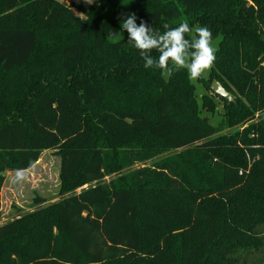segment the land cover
I'll use <instances>...</instances> for the list:
<instances>
[{"label":"trees","instance_id":"1","mask_svg":"<svg viewBox=\"0 0 264 264\" xmlns=\"http://www.w3.org/2000/svg\"><path fill=\"white\" fill-rule=\"evenodd\" d=\"M130 13L220 37L199 81L234 101L145 69L109 35ZM44 150L61 197L0 224V264H264V0H0V220L6 173Z\"/></svg>","mask_w":264,"mask_h":264},{"label":"clouds","instance_id":"2","mask_svg":"<svg viewBox=\"0 0 264 264\" xmlns=\"http://www.w3.org/2000/svg\"><path fill=\"white\" fill-rule=\"evenodd\" d=\"M91 2V0H87ZM130 13L121 19V32H111L110 37L118 39L123 31L128 33V43L139 51L145 69H159L161 75L169 78L175 72L186 70L189 80H198L214 67L217 49L213 46V34L207 26L190 28L185 19L177 27L164 24L163 33L155 30L143 19ZM186 34H190L186 35ZM153 50L158 56L152 55ZM29 168L17 169L13 184L23 186L28 179Z\"/></svg>","mask_w":264,"mask_h":264},{"label":"rangeland","instance_id":"3","mask_svg":"<svg viewBox=\"0 0 264 264\" xmlns=\"http://www.w3.org/2000/svg\"><path fill=\"white\" fill-rule=\"evenodd\" d=\"M67 4L82 3L84 7H88L95 0L87 2V0H62ZM76 12L83 16L81 12L74 8ZM220 37L213 39V46L217 49ZM210 71H207L204 78H208ZM196 85V94L199 103L201 104L202 95L210 94L217 101V109L221 112L223 109V102L219 97L213 95L208 88L198 80H192ZM202 116H208L210 122L216 125L221 116L218 111L211 115L207 110L202 109ZM232 130H225L231 132ZM61 157L54 150H44L40 159L31 167L28 173V179L24 182L23 186L13 184L12 180L16 171L6 173L5 182L1 190V220L3 224L9 220L14 219L20 214L29 212L36 207V197H41L47 203L55 202L60 199V189L62 181L60 177ZM110 180V177H107Z\"/></svg>","mask_w":264,"mask_h":264},{"label":"water","instance_id":"4","mask_svg":"<svg viewBox=\"0 0 264 264\" xmlns=\"http://www.w3.org/2000/svg\"><path fill=\"white\" fill-rule=\"evenodd\" d=\"M210 89L212 92L218 94L220 97L228 100L229 102H232L235 99V95L232 92L228 91L218 80H214L211 83Z\"/></svg>","mask_w":264,"mask_h":264}]
</instances>
